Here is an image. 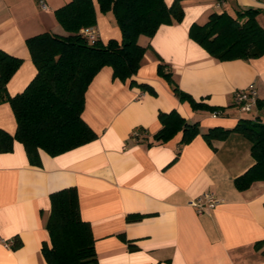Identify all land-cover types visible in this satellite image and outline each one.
<instances>
[{"label": "crops", "instance_id": "1", "mask_svg": "<svg viewBox=\"0 0 264 264\" xmlns=\"http://www.w3.org/2000/svg\"><path fill=\"white\" fill-rule=\"evenodd\" d=\"M39 1L0 0V50L22 60L7 84L11 96L22 92L37 72L27 38L43 32L68 35L54 11L71 0H43L46 9ZM93 1L98 38L105 44L120 41L113 13L100 12ZM180 2L181 22L162 24L152 37L138 39L149 48L132 80L145 87L115 79L109 66L90 83L82 118L96 139L56 156L40 149L39 166L30 162L18 140L11 151L0 152V264H48L41 249L49 243L51 194L69 187L77 188L81 218L91 225L99 264H264V247L255 249L264 241V181L243 191L234 184L255 162L251 142L238 132L211 142L204 137L214 127L230 130L240 119L264 122V55L221 61L189 33L213 13L235 17L247 8L261 10L257 21L264 28V0ZM161 64L180 90L223 113L194 110L180 100L158 74ZM253 86L257 105L242 111L233 93ZM172 110L199 123V134L186 144L182 132L163 143L153 140L162 128L159 113ZM141 128L147 130L145 141L133 136ZM0 129L11 135L17 129L8 102L0 104ZM205 192L220 202L199 214L191 202ZM135 214L143 217L127 220Z\"/></svg>", "mask_w": 264, "mask_h": 264}, {"label": "trees", "instance_id": "2", "mask_svg": "<svg viewBox=\"0 0 264 264\" xmlns=\"http://www.w3.org/2000/svg\"><path fill=\"white\" fill-rule=\"evenodd\" d=\"M100 12H112L121 31V40L111 39L106 44L99 38L91 43L80 31L95 26L97 14L93 0H71L54 11L57 21L68 32L61 36L43 32L27 38L26 44L37 69L25 89L11 96L7 84L20 67L22 60L0 50V104L11 105L17 129L14 135L0 129V152L13 148L14 140L25 146L33 165H41L39 150L52 156L89 143L97 134L83 120L85 93L98 72L105 66L113 70V77L121 81L131 79L140 69L146 51L138 43L141 35L152 37L162 24L181 22L184 10L180 0L171 6L165 0H97ZM260 9L247 8L232 16L227 12L213 13L204 25L193 24L189 33L207 52L221 61L249 60L264 55V28L257 21ZM158 67L182 101L194 110L207 109L220 115L223 108L197 102L179 89L166 71ZM162 128L153 135L155 142H166L182 132V144L199 134V123H189L176 110L160 112ZM138 141H145L147 130L137 129ZM243 133L251 142L254 164L234 180L238 190H247L253 183L264 181V122L240 119L232 129L214 127L204 137L224 139L229 133ZM143 215H130L129 221ZM49 243L42 245L48 264H99L95 238L89 222L81 218L77 188L69 187L51 194V211L46 223ZM17 243V242H16ZM264 247L257 242L255 249ZM132 248V247H131ZM264 254V250H263Z\"/></svg>", "mask_w": 264, "mask_h": 264}, {"label": "built area", "instance_id": "3", "mask_svg": "<svg viewBox=\"0 0 264 264\" xmlns=\"http://www.w3.org/2000/svg\"><path fill=\"white\" fill-rule=\"evenodd\" d=\"M39 4L42 9L47 8V5L43 0H40ZM80 32L86 36L91 43H94L98 39V33L94 26L82 28ZM258 99L259 94L254 86L246 89H238L233 93L234 103L242 111L246 112H250L255 108ZM133 136L137 138L140 134L138 131H134ZM219 202L220 200L212 192H205L198 198L194 199L191 202V205L197 209L199 214H203L208 210L213 209Z\"/></svg>", "mask_w": 264, "mask_h": 264}, {"label": "rangeland", "instance_id": "4", "mask_svg": "<svg viewBox=\"0 0 264 264\" xmlns=\"http://www.w3.org/2000/svg\"><path fill=\"white\" fill-rule=\"evenodd\" d=\"M247 114H249V115H250V113H247Z\"/></svg>", "mask_w": 264, "mask_h": 264}]
</instances>
